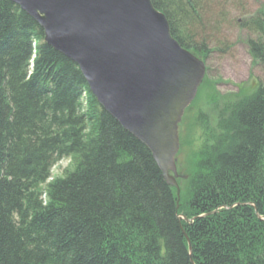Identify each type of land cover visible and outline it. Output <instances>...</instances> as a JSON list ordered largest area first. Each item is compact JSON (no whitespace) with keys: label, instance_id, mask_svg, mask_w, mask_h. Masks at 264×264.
Wrapping results in <instances>:
<instances>
[{"label":"trees","instance_id":"trees-1","mask_svg":"<svg viewBox=\"0 0 264 264\" xmlns=\"http://www.w3.org/2000/svg\"><path fill=\"white\" fill-rule=\"evenodd\" d=\"M151 2L206 62L205 3ZM240 27L252 34V66L264 64V5ZM201 88L214 117L195 116L200 143L185 158L178 199L77 64L0 0V264H264V82L222 96L204 77L186 112ZM179 136L180 153L187 134ZM60 159L68 165L51 177Z\"/></svg>","mask_w":264,"mask_h":264},{"label":"water","instance_id":"water-1","mask_svg":"<svg viewBox=\"0 0 264 264\" xmlns=\"http://www.w3.org/2000/svg\"><path fill=\"white\" fill-rule=\"evenodd\" d=\"M11 1L77 64L98 104L150 150L178 196V125L206 69L171 35L165 15L151 0Z\"/></svg>","mask_w":264,"mask_h":264},{"label":"rangeland","instance_id":"rangeland-1","mask_svg":"<svg viewBox=\"0 0 264 264\" xmlns=\"http://www.w3.org/2000/svg\"><path fill=\"white\" fill-rule=\"evenodd\" d=\"M202 1L205 3L203 14L209 31L206 43L210 49L205 62L206 80L213 82L214 90L222 96H232L241 87L250 89L255 86V82H264V64L252 66L246 45V40L252 34L240 27L242 19L256 13L264 5V0ZM204 92L205 89L201 88L199 99L188 109L179 126V132L187 134V146L177 154L175 160L179 177L186 176L185 158L187 156L192 161L193 153L200 143V122L204 121L202 118L195 121V116L203 112L208 120L214 117ZM67 165V159L58 160L51 169V177L60 176Z\"/></svg>","mask_w":264,"mask_h":264}]
</instances>
